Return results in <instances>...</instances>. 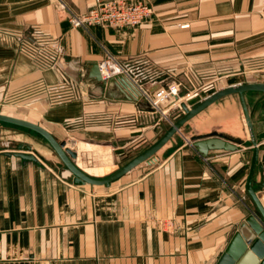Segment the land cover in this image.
Segmentation results:
<instances>
[{
	"label": "crops",
	"instance_id": "0c3cea01",
	"mask_svg": "<svg viewBox=\"0 0 264 264\" xmlns=\"http://www.w3.org/2000/svg\"><path fill=\"white\" fill-rule=\"evenodd\" d=\"M148 1L154 16L137 28L78 29L69 13L83 14L95 0H0L1 112L67 141L77 160L110 157L154 132L152 99L165 88L179 85L193 98L249 77L264 83V0ZM108 55L143 87L142 98L89 78ZM245 98L259 146L257 187L264 93ZM212 132L238 149L202 155L191 136ZM39 136L0 122V264H218L255 210L246 190L253 148L238 95L199 113L153 163L110 185L76 184ZM17 151L38 161L6 154Z\"/></svg>",
	"mask_w": 264,
	"mask_h": 264
},
{
	"label": "water",
	"instance_id": "95a60500",
	"mask_svg": "<svg viewBox=\"0 0 264 264\" xmlns=\"http://www.w3.org/2000/svg\"><path fill=\"white\" fill-rule=\"evenodd\" d=\"M89 78H91L95 83L104 86L108 90L113 87L112 89H119L124 95H128L130 97L131 95L135 98L143 97V93L139 87L125 75L116 76L109 81L103 80L98 63L94 64ZM158 81L160 82L161 79H158ZM162 87L165 88L166 85L163 84ZM155 90L157 89L148 90L152 97H154ZM249 92L264 93V83L245 82L239 85H232L223 88L206 97L204 100L195 103L191 108L187 107L185 103H182L181 107L184 111V115L177 119L160 139H158L149 148L132 158L123 166L115 169L107 176L100 178L88 174L85 170L81 169L76 163L78 158L77 151L71 149L68 146L67 141H60L41 125L3 114L1 110L0 122L22 127L34 131L35 133L42 136L54 149L68 171H70L73 181L76 184L102 186L110 185L112 182L118 180L143 163H153L156 160L157 154L166 147V145L176 134L181 132L186 123L217 101L229 95H238L245 121L249 129L251 145L253 148L246 190L255 205V210H253L237 227V231L233 235L225 253L222 255L218 264H264V199L260 194L264 187V179H262L260 185L253 187V178L257 168L260 166L258 164V140L255 135L251 114L245 98V95ZM172 98L173 103L178 102L180 99L179 95H175ZM191 142L198 152L204 156H207L210 151L214 150L235 151L238 149L237 144L227 140L218 132H212L206 135H192ZM27 149L29 150L30 146H27ZM6 154H14L15 156L25 160L38 161L37 157L32 153L25 154L21 151H17Z\"/></svg>",
	"mask_w": 264,
	"mask_h": 264
},
{
	"label": "built area",
	"instance_id": "2783aa9c",
	"mask_svg": "<svg viewBox=\"0 0 264 264\" xmlns=\"http://www.w3.org/2000/svg\"><path fill=\"white\" fill-rule=\"evenodd\" d=\"M154 13V6L148 0H95L93 7L83 14L70 12L68 21L73 28L78 29L91 27L129 29L139 27L151 19ZM99 67L105 81L116 76L127 75L125 68L112 55H108L101 61ZM142 88L139 86L140 90ZM178 94L179 85H172L152 99V104L155 106L163 102L173 104L172 97Z\"/></svg>",
	"mask_w": 264,
	"mask_h": 264
},
{
	"label": "rangeland",
	"instance_id": "374dc122",
	"mask_svg": "<svg viewBox=\"0 0 264 264\" xmlns=\"http://www.w3.org/2000/svg\"><path fill=\"white\" fill-rule=\"evenodd\" d=\"M250 79H247L248 83H253V79L249 77ZM239 81V80H236ZM215 84V83H214ZM222 84V83H220ZM242 84V83H239ZM235 84V85H239ZM218 85V84H217ZM223 85V84H222ZM222 85H219L218 88H220ZM215 87V86H214ZM143 89H141L142 91ZM179 101L175 102L173 104H168V103H160L159 105L155 106L153 105V112L155 113V116H157L158 120L160 121L159 125L156 126L155 130L153 133H150V135L141 134L139 138V144L134 145L132 148L128 147L124 149L123 153L120 152H114L113 155L110 157H104L103 154H99L101 157H99L97 154H91L89 157L90 159L82 158L77 160V164L79 167L83 170H86L87 173H96L92 174L95 177H105L108 174L112 173L115 169L123 166L126 164L128 161H130L132 158L140 154L141 152L145 151L147 148H149L154 142H156L158 139H160L163 134L169 129V127L181 116L184 115V111L181 107L182 103H185L187 107L191 108L195 103L204 100L206 95L202 96H194L193 98L196 97L194 100L191 96L187 95H182L181 92L179 91ZM210 96V95H209ZM237 98V96H235ZM250 111V110H249ZM28 133V131H26ZM30 133V132H29ZM28 137H30L28 135ZM40 137V138H39ZM38 139H41L42 136H39ZM42 139H44L42 137ZM176 140V139H175ZM61 141V140H60ZM40 142H42L40 140ZM170 143H173V140H171L167 145ZM43 145L42 150L45 152H48L49 150V156L53 158L54 162L57 163L60 169H62L63 173H65L69 178L72 177V174L66 166L62 163L61 159L58 157L54 149L50 146V144L44 139L43 142L41 143ZM48 149V150H47ZM165 149V148H164ZM164 149L161 151L163 152ZM159 152L156 157L161 153ZM45 155V154H43ZM55 165V164H54ZM148 165L147 163H143L139 165V167H145ZM136 169V168H135ZM96 171V172H95Z\"/></svg>",
	"mask_w": 264,
	"mask_h": 264
},
{
	"label": "bare ground",
	"instance_id": "6f19581e",
	"mask_svg": "<svg viewBox=\"0 0 264 264\" xmlns=\"http://www.w3.org/2000/svg\"><path fill=\"white\" fill-rule=\"evenodd\" d=\"M95 172H96V171H95ZM96 173H97V172H96ZM96 173L92 172V174H96ZM88 174H90V173H88ZM92 174H91V175H92Z\"/></svg>",
	"mask_w": 264,
	"mask_h": 264
},
{
	"label": "trees",
	"instance_id": "16d2710c",
	"mask_svg": "<svg viewBox=\"0 0 264 264\" xmlns=\"http://www.w3.org/2000/svg\"><path fill=\"white\" fill-rule=\"evenodd\" d=\"M12 126H14V125H12Z\"/></svg>",
	"mask_w": 264,
	"mask_h": 264
}]
</instances>
